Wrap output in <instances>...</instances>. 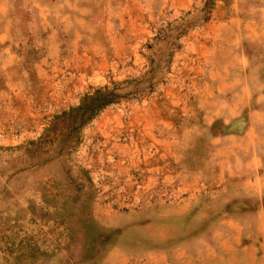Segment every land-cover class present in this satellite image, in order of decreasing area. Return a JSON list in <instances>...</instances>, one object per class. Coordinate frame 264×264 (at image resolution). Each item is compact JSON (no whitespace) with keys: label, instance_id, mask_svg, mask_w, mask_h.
<instances>
[{"label":"rangeland","instance_id":"374dc122","mask_svg":"<svg viewBox=\"0 0 264 264\" xmlns=\"http://www.w3.org/2000/svg\"><path fill=\"white\" fill-rule=\"evenodd\" d=\"M0 264H264V0H0Z\"/></svg>","mask_w":264,"mask_h":264},{"label":"trees","instance_id":"16d2710c","mask_svg":"<svg viewBox=\"0 0 264 264\" xmlns=\"http://www.w3.org/2000/svg\"><path fill=\"white\" fill-rule=\"evenodd\" d=\"M111 101H113L112 98H109V99L103 98L102 100H98V102H96V104H94V106H92V108H91L92 109V112L97 111L99 108L105 106L106 104H108Z\"/></svg>","mask_w":264,"mask_h":264}]
</instances>
